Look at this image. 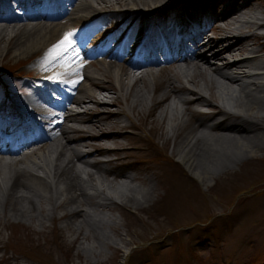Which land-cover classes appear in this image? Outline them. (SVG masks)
<instances>
[{
    "label": "bare ground",
    "instance_id": "bare-ground-1",
    "mask_svg": "<svg viewBox=\"0 0 264 264\" xmlns=\"http://www.w3.org/2000/svg\"><path fill=\"white\" fill-rule=\"evenodd\" d=\"M180 4L194 15L216 8L211 33L208 26L173 31ZM259 6L251 0H1L0 59L31 61L47 77L36 83L53 91L28 87L5 110L0 105L6 134L30 131L8 145L0 133V235L17 228L45 233L46 221L75 239L108 242L107 227L120 235L101 210L138 207L154 193L146 177L116 170L126 148L121 139L143 141L140 131L161 139L162 150L171 142V154L200 182L262 148L264 33L252 31L264 28ZM119 7L116 31L101 36L115 25L110 9ZM97 17L108 24H95ZM69 32L72 47L56 56L54 45ZM145 36L158 40L160 57L151 45L135 43Z\"/></svg>",
    "mask_w": 264,
    "mask_h": 264
},
{
    "label": "rangeland",
    "instance_id": "rangeland-1",
    "mask_svg": "<svg viewBox=\"0 0 264 264\" xmlns=\"http://www.w3.org/2000/svg\"><path fill=\"white\" fill-rule=\"evenodd\" d=\"M251 1L264 11L261 0ZM174 17L179 18L178 12ZM100 18L86 24H108ZM199 25L203 28L205 23ZM259 32L264 33V28ZM101 40L95 41V48L102 46ZM82 47L88 49V43ZM30 62L6 55L0 59V83L4 78L10 82V98L27 95L28 87L53 91L36 83L47 77L29 67ZM153 82L149 80L147 86ZM139 134L143 141L133 136L121 139L126 148L118 155L123 162L116 170L146 177L154 185V193L138 207L101 210L110 223L115 222L120 235L107 227L108 242L91 235L75 239L70 232L47 225L49 221L45 224L50 230L45 233L12 229L0 235V264H264V143L231 169L200 182L171 154V142L162 150L161 139L150 136L148 130ZM139 182L132 184L143 186ZM104 183L100 181V185ZM86 187L92 191L87 183Z\"/></svg>",
    "mask_w": 264,
    "mask_h": 264
},
{
    "label": "snow or ice",
    "instance_id": "snow-or-ice-1",
    "mask_svg": "<svg viewBox=\"0 0 264 264\" xmlns=\"http://www.w3.org/2000/svg\"><path fill=\"white\" fill-rule=\"evenodd\" d=\"M72 36L73 33L69 32L62 40L54 45L52 51L56 54V56H62L68 52L69 48L72 47ZM53 58H55V56Z\"/></svg>",
    "mask_w": 264,
    "mask_h": 264
},
{
    "label": "trees",
    "instance_id": "trees-1",
    "mask_svg": "<svg viewBox=\"0 0 264 264\" xmlns=\"http://www.w3.org/2000/svg\"><path fill=\"white\" fill-rule=\"evenodd\" d=\"M155 160H156V158H155ZM157 161H159V160L157 159ZM167 162L173 164L171 160H167ZM171 164H170V165H171Z\"/></svg>",
    "mask_w": 264,
    "mask_h": 264
}]
</instances>
